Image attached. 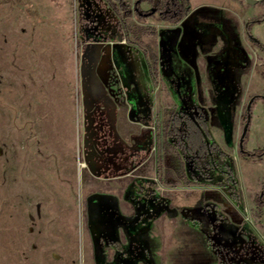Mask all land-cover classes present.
<instances>
[{
	"label": "rangeland",
	"instance_id": "obj_1",
	"mask_svg": "<svg viewBox=\"0 0 264 264\" xmlns=\"http://www.w3.org/2000/svg\"><path fill=\"white\" fill-rule=\"evenodd\" d=\"M180 1L0 0V264H264V0Z\"/></svg>",
	"mask_w": 264,
	"mask_h": 264
},
{
	"label": "trees",
	"instance_id": "obj_2",
	"mask_svg": "<svg viewBox=\"0 0 264 264\" xmlns=\"http://www.w3.org/2000/svg\"><path fill=\"white\" fill-rule=\"evenodd\" d=\"M151 5L155 12H158L160 19L170 24L179 23L183 20L191 11V6L187 2H181L179 0H142ZM258 23V22H257ZM254 41L260 45V42L254 38ZM262 47V45H260ZM182 120L185 122V134L187 140V147L192 151L200 150L206 145L205 137L210 138L207 123L204 118L193 119L187 115L176 116L172 121L171 136L177 138L178 144L183 148L182 134L178 130ZM203 146V148L201 147ZM215 145L212 144L211 147ZM264 150L256 151L252 153L253 156L263 154ZM260 206H264V200L259 199Z\"/></svg>",
	"mask_w": 264,
	"mask_h": 264
},
{
	"label": "flooded vegetation",
	"instance_id": "obj_3",
	"mask_svg": "<svg viewBox=\"0 0 264 264\" xmlns=\"http://www.w3.org/2000/svg\"><path fill=\"white\" fill-rule=\"evenodd\" d=\"M179 1H180V0H179ZM181 2H182V1H181ZM150 12H151V13H158V12H155L154 9H153L152 7H151V11H150ZM190 12H191V11H190ZM158 14H159V13H158ZM188 15H189V14H188ZM188 15H187V16H188ZM159 16H160V15H159ZM187 16H186V17H187ZM186 17H185V18H186ZM185 18H184V19H185ZM184 19H183V20H184ZM183 20H181V21H183ZM181 21H180V22H181ZM163 22H164V21H163ZM167 23H168V22H167ZM169 24H170V23H169ZM176 24H177V23H176Z\"/></svg>",
	"mask_w": 264,
	"mask_h": 264
},
{
	"label": "water",
	"instance_id": "obj_4",
	"mask_svg": "<svg viewBox=\"0 0 264 264\" xmlns=\"http://www.w3.org/2000/svg\"><path fill=\"white\" fill-rule=\"evenodd\" d=\"M249 3H253V4H255V3H257L258 2V0H247ZM243 140V139H242Z\"/></svg>",
	"mask_w": 264,
	"mask_h": 264
}]
</instances>
